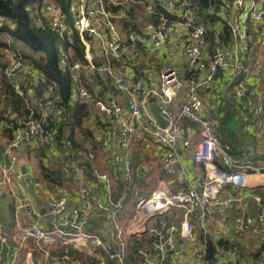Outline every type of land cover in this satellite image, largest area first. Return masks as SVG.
Listing matches in <instances>:
<instances>
[{"label": "built area", "instance_id": "2783aa9c", "mask_svg": "<svg viewBox=\"0 0 264 264\" xmlns=\"http://www.w3.org/2000/svg\"><path fill=\"white\" fill-rule=\"evenodd\" d=\"M158 1L161 10L150 7L156 17L153 21L124 30L116 19H122L127 7L142 0L71 2V25L55 3L31 8L34 21L45 30L49 28L57 42L73 44L75 32L79 38L83 59L66 48H58L57 65L71 73L67 104H89L88 125L95 132V141L106 151L103 156L91 147H75L68 137L59 140L68 120L64 95L46 72L13 51L16 40L9 38V47L1 57L4 67L0 68V87L4 74L22 99L24 112L14 110L13 104L4 100L5 95H0V205L7 199L13 204L15 217L12 231L0 220V261L3 255L12 256L10 264H15L27 242L33 241L39 248L61 243L58 246L75 252L52 254L44 250L43 259L30 264H128L131 251L140 264H184L181 252L185 243L197 241L190 264H225L226 256L234 258L236 264H264V251L259 250V257L240 259L237 245L227 251L218 248L213 262L208 256L212 241L208 238L210 215L215 207L228 211L242 200L244 196L235 193L246 186L245 169L250 166L233 160L229 145L220 140L218 121L205 113L202 94L208 91L221 99L222 93L214 84L219 75H224L231 95L246 107V120L253 133L264 136V102L252 106L245 102L254 92L248 86L252 76L262 73L258 66L249 69L247 63L258 62L250 30L264 34V7L259 6L260 0H225L218 9L213 6L207 11V17L218 25L210 29L200 20L194 0ZM5 24V18L0 17V26ZM223 27H228L229 41ZM261 39L264 41V37ZM161 49V56L179 57L184 62L182 69L172 63L158 71L143 68L141 60L146 51L157 55ZM83 71L90 82L110 81L126 94L127 102L90 90L84 83ZM182 90L181 104L175 111L171 104ZM256 95L264 99L262 91ZM151 102L156 103L166 121L164 126L151 114ZM187 120L200 127L194 159L209 168L207 176L193 182L180 165V151L192 146L195 132L193 128L186 130ZM137 140H151L163 147L160 167L175 174L180 184L173 190L158 187L140 197L129 225L122 227L118 218L136 186L135 174L142 170L133 158ZM32 153L39 156L43 168L50 173L60 165L64 173L75 178V193H53L49 189H45L48 193L37 192L45 200L44 210L40 209L28 190L33 169L24 173L20 167L22 158ZM218 162L236 169L227 171ZM110 163H115L122 179L120 195L115 194L109 173L101 168V164ZM92 180L99 185L92 184ZM247 194L254 199L255 225L264 232V198L254 191ZM220 195L226 198L220 199ZM172 209L181 212L179 225L163 217ZM100 221L103 229L112 227L107 240L96 231ZM236 222L243 232L254 224L242 216H237ZM198 230L203 233L199 241ZM228 230L227 225L215 234ZM143 233L146 235L142 238ZM135 236L138 243L131 250L128 241ZM29 252L30 249L26 255Z\"/></svg>", "mask_w": 264, "mask_h": 264}, {"label": "crops", "instance_id": "0c3cea01", "mask_svg": "<svg viewBox=\"0 0 264 264\" xmlns=\"http://www.w3.org/2000/svg\"><path fill=\"white\" fill-rule=\"evenodd\" d=\"M75 1L78 0H71L70 4L71 2ZM142 1V3H132L131 6L127 7L128 9L125 16L122 19H116L118 26L122 30L130 27L141 28L145 23L153 21L156 17L152 13L150 7H153L155 10L159 8L160 10L162 9L161 2L159 3L158 0ZM45 3L55 2L51 0H45ZM57 5H59L62 10L66 13L65 5ZM259 6L262 8L264 7V0H260ZM205 18L208 19L207 16ZM200 20L202 22L204 21L201 18ZM208 20L210 29H213L218 26L215 21H212L210 19ZM223 30L225 33L226 40L229 41L231 37L229 36L228 27H223ZM250 33L252 34L253 40L255 41L256 58L258 62L257 64L256 62L250 64L247 63L248 68L253 69L255 66L262 68V66H264V58H262L260 49L264 46V41H262L261 39L264 37V34H262V32L255 33L253 28H251ZM3 36L6 38L5 41H8L9 38H12V36L7 33ZM78 40L79 38L76 32L75 41L73 44L68 41L57 42V39L54 37V42H56V48L54 50L55 53L58 48H66L71 53H74L77 58L83 59L82 52L79 48V44L77 43ZM16 44L19 48L23 49L25 55L28 54V52L25 51L26 46L23 45L22 42L16 41ZM27 48L31 50L29 47ZM0 52L4 53L5 49H2ZM162 52H164V49H161L160 54H157V56L150 50L146 51L143 59L141 60L143 68H153L158 71L164 64L172 63L182 69L184 62L179 57L173 58L168 56H161L163 55ZM0 62L4 64V61L2 59H0ZM83 79L85 85H87L90 90H95L98 95H106V98L113 96L123 104L127 102L124 99L126 98V94H122L117 89H115V87L110 81L96 80L90 82L88 80V74L85 71H83ZM228 84L230 83L224 75H219L216 79L214 85L215 89L218 90V92L222 93L221 99H217L216 97H214V95H212L211 92L208 91L202 93L205 103L204 110L206 114L212 116L218 121V132L220 140L222 143L229 145V154L232 156L233 160L245 161L247 166H250V168L248 167L245 169V171L248 172L246 177V186L242 189H237L238 193H235V196H244L242 200L236 202L234 204V208L228 211H224L219 207H215L213 209V212L210 215V229L208 238L211 239L213 242H220L221 246H219V249L224 251H227L230 247L237 245L241 250L240 259H249L259 257V250L264 251V232L260 231L259 227L255 225L256 209L254 199L247 194L249 193V191H254L256 193L261 194L264 198V136H257L253 133L251 126L246 120L248 116L246 107L241 103V101L237 100L233 95H231V91L229 89L231 87ZM248 86L254 92L250 96V99L245 101L247 102V105L252 106L259 101L264 102V99L260 100L258 95H256L258 91H262L264 94V85L261 75L258 77L252 76V79L250 80ZM183 92L184 90L179 93V96L175 98L173 103L171 104L172 108L175 111H177L180 107ZM153 103L155 102H151L149 104V109L151 114L155 117L151 110V105H153ZM186 122V130L189 128H193L195 132L192 135V146L189 148H183L180 151V165L185 170L188 180L193 182L197 177L207 176L209 168L207 170L204 164L198 163L194 159L195 147L200 140V127L199 125L189 120H187ZM87 130L89 131V133L91 132L93 134V137L87 139L81 136L82 139H79V141L81 142L80 148L89 149L91 147L93 150L96 151L98 156H103L106 151L102 148V145L95 141V132L90 129L89 125ZM163 153V147L151 140H137L135 142L133 146L134 163L136 165H141L142 170L140 172H136L134 179L136 182V186L134 190L129 193L125 202V207L122 210L120 217L118 218V223L122 227L129 225V217L134 213L135 206L139 201L140 197L144 195H150L151 192L157 189L158 187H165L167 189L173 190L175 187L178 186V183L180 184L175 174H173L172 172L165 171L160 167L161 157ZM30 155H27L28 157L24 156V158H22L20 165L22 171L25 164L27 171L32 167L29 160ZM101 159L102 158H100V160ZM218 164L227 171H233L236 169V167H234L233 165L227 166L220 164L219 162ZM56 168L57 169L55 170V172H60V176H52L51 173L47 172L49 173L50 177H46L45 169L42 165V179H38L36 176H34L33 173L32 178L28 179V190L30 194H32V197L37 206L42 210H44L45 207V200L40 199L37 192L48 193V191H46L45 189H49V191L53 193L69 191L74 194L78 188L77 180L71 175H67L66 173H64L62 166L59 165ZM101 168L109 173L111 183L114 186V192L115 194L120 195L123 191V184L122 179L119 177L118 169L115 166V163L101 164ZM91 177L92 176H89V178ZM92 184L99 185V183L95 180H92ZM219 197L220 199L226 198L225 195H220ZM0 207V220H2L7 225V229L9 231H12L15 226L13 204L6 199L1 203ZM237 216H242L245 219H252V221H254V224L250 226L246 232L240 231L239 223L236 222ZM163 217L168 218L170 221L175 222L177 225H179L181 222V212L179 210H169L164 213ZM227 225L229 226L228 231L222 233L221 235L215 234L217 230H222ZM97 228L98 229L96 231L102 234L101 236L104 240H107L110 237V233L112 231L111 226H106L103 229V226L101 227L100 221L98 222ZM145 235L146 234L143 233L142 238L145 237ZM136 238V236L134 238H130V241L128 242L130 243L132 239L135 240ZM196 238L198 241L201 240L203 238V233L198 230L196 233ZM59 244L61 243L44 245L43 248H39L35 245L33 241H28L26 245L27 247L23 248L21 253H19L18 259L15 264H30L33 262L36 263L40 261V259H43V256L45 254L44 250H48L52 254H62L65 251H69L70 253L75 252L72 248H69V250H65L66 247L58 246ZM196 244H198L197 241L185 243V246L181 252V262H183L184 264L192 263L193 249ZM28 249H30V252L28 253V255H26L25 252ZM130 249L132 250L131 246ZM12 260V256L3 255L0 264H10ZM233 260L235 259L226 256L225 264H236L237 262ZM128 264H140V262L133 256V259L130 258L129 260L128 258Z\"/></svg>", "mask_w": 264, "mask_h": 264}, {"label": "trees", "instance_id": "16d2710c", "mask_svg": "<svg viewBox=\"0 0 264 264\" xmlns=\"http://www.w3.org/2000/svg\"><path fill=\"white\" fill-rule=\"evenodd\" d=\"M61 6L65 5L66 0H51ZM225 0H194V3L198 7V14L201 19H203L204 24H209V18H205L207 11L215 6L216 9ZM45 3V0H0V17L5 18L8 22L14 23L15 28L8 25L0 26V51L2 49L8 48V41H5L4 34L11 35L16 41L22 42L23 45L29 47L31 51L42 53L40 57H36L31 53H26L23 55L26 60L33 62L36 66L40 67L49 79L56 82L60 89V94L64 95V86L62 82L61 75L63 74L69 80H72L71 73L69 71H62L56 66L53 61V56L50 50L47 48L50 45L54 50L56 48V43L54 42L55 35L52 31L47 28V30L40 27L31 14V8L40 7ZM207 19V20H206ZM57 50V49H56ZM3 57V53L0 52V59ZM4 67V64L0 62V68ZM3 70L0 69V72ZM2 81L0 87V95H5L4 100L7 103H11L14 106V110L24 112L22 106V99L17 96L13 86L5 79L4 74H1ZM66 108L68 111V120L64 123L60 131L59 140H63L68 137L72 140L75 147H80L81 142L79 141L77 135L82 139L81 136L85 137L84 134L87 133L88 129V116H89V104L85 101H81L75 104H67ZM78 133V134H77ZM45 169V168H44ZM49 172L45 169V176H49ZM53 175H61L60 172L51 171ZM57 178V177H56ZM135 243H138L137 238ZM131 246V245H130ZM221 243H215L209 241V251L208 256L213 262L215 254L218 252V248ZM133 251L128 254V258L133 259ZM127 258V261H128Z\"/></svg>", "mask_w": 264, "mask_h": 264}, {"label": "rangeland", "instance_id": "374dc122", "mask_svg": "<svg viewBox=\"0 0 264 264\" xmlns=\"http://www.w3.org/2000/svg\"><path fill=\"white\" fill-rule=\"evenodd\" d=\"M202 23L204 24V22H202ZM5 25H8V26H10L12 28H15L14 23L8 22L7 20H6V24ZM204 25L207 26L208 28L210 26L209 24H206V23ZM260 50H261L262 58H264V46L261 47ZM260 50H259V52H260ZM13 51L20 52V54L24 55L23 49L19 48L18 46H14ZM25 51H27L28 53H31L32 55H35L36 57H40L41 55H43L42 53H38V52L31 51L27 47H26V50ZM261 71H262L261 78L263 79V85H264V66H262ZM263 88H264V86H263ZM84 135H85V138H87V139H90V138L93 137V134L91 132L89 133L88 130H87V133L84 134ZM88 135H89V137H88ZM77 137H78V139H81L79 137V135H77ZM30 164L32 166V169H33L32 171H33L34 176H36L38 179L41 180L42 179V175H43V170H42V165H41L40 158H39V156L37 154L32 153L30 155ZM134 246H135V241H134V239H132V241H131V247H132V249H133Z\"/></svg>", "mask_w": 264, "mask_h": 264}, {"label": "water", "instance_id": "95a60500", "mask_svg": "<svg viewBox=\"0 0 264 264\" xmlns=\"http://www.w3.org/2000/svg\"><path fill=\"white\" fill-rule=\"evenodd\" d=\"M70 1L71 0L65 1V11L67 13L69 23L73 24V15L70 11ZM47 48L50 50V52L53 56V61H54L55 65L57 66V57H56V53H55L54 49L50 45H48ZM61 78H62V82H63V86H64V93H65L64 100H65V103H68L69 92H70V83H69L68 78L65 77L63 74L61 75ZM151 110H152L153 114L155 115V117L157 118V120L159 121V123L164 126L166 124V121L164 120V118H163L161 112L159 111L156 103H153V105H151ZM23 172H27L26 164L23 167Z\"/></svg>", "mask_w": 264, "mask_h": 264}]
</instances>
